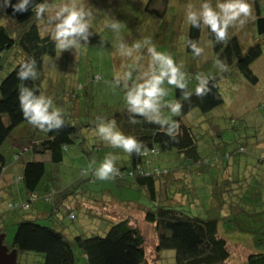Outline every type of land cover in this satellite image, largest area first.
<instances>
[{"label":"rangeland","instance_id":"rangeland-1","mask_svg":"<svg viewBox=\"0 0 264 264\" xmlns=\"http://www.w3.org/2000/svg\"><path fill=\"white\" fill-rule=\"evenodd\" d=\"M57 1L54 6L60 5L61 2H74L86 10L89 8L92 14L89 31L92 35L87 42L81 41V45L76 49L59 51L57 59L47 66L51 80L44 87L43 95L52 99L54 108H59L68 113L75 112L76 116L74 117L80 119L84 126L80 130V139L64 150L62 163L57 166L46 165V173L39 185L38 197L32 203H27L23 185L20 180H17V174H20L22 163L31 158L29 145L33 138H44L45 135L31 125L23 124L16 128L7 139L1 148L7 162V169L0 181V187L4 186L2 189L3 202L0 204V225H4L7 232L5 241L9 244L12 243L16 224L21 219L26 218L38 219L42 225L62 227L65 237L69 240L76 235L87 237L93 232L100 234L109 223L120 218H128L131 224L139 229L143 237L147 263L174 264L171 251H163L157 254L154 226L145 221V212L153 208V204L147 198L145 191L135 187L123 186L117 177L107 181H100L95 177V167L109 153L117 157L116 168L118 170L127 166L128 159L127 153L120 149H112L97 136L96 125L102 120L105 122L114 121L115 117H112L114 111L126 110L123 101L124 89L113 86L114 78L129 70L133 72V78H135L134 76L138 74V71L147 68L146 48L140 51L138 61H135L134 57L131 61L119 62V59L122 58L119 52V44L123 42L127 32L139 25L143 17L150 16L148 20L150 24L164 23L161 29L162 33L158 35V38H154L151 43L156 46L157 51L171 55L178 64L183 65L182 71L188 78V86L195 82V77L198 74L206 77L218 74L219 70L216 67V59L212 53V45L207 39L206 30L200 31L198 45L204 48L200 57H194L185 50V37L189 27L184 19L186 7L188 4H192L198 8L201 0ZM215 2L216 0H212L213 4ZM147 6H149V10L145 11ZM260 10L264 16V2L260 3ZM253 14L252 9V15L242 28L236 26L229 29V35H236L244 47H248L254 42L256 36ZM4 18L2 3L0 6L1 24H3ZM112 20L120 23L119 32H113L106 27V24ZM19 59L20 56L15 55L14 50L4 54L0 62L2 68L0 79L18 63ZM251 69L258 77L256 85H251L238 73H232L230 77H222L218 85L223 97V104L200 117H196L198 116L197 111L192 112V116L190 115L196 120L192 125L199 134L198 144L202 153H214L212 144L217 142L225 143H222L220 149L224 155L226 151L235 148L237 143L245 147L246 157H244L246 159H239L238 161L232 158L229 163L230 167L228 166L225 171H229L228 175L225 173V176L232 180L231 182H235L241 178L237 177V172L241 168L242 171L243 169L245 172L247 171V174H252L251 178L254 179L250 183L251 188L248 187L247 195L249 196L254 193L252 187L262 183V179L259 177L261 176L260 170L257 169V172H252L251 166L254 167L256 156L258 157L262 152L259 149L260 146L257 145L264 143V53L252 64ZM63 81L64 84L66 83L64 88H62ZM73 86L78 93L76 99H72L68 91ZM165 86L169 88L165 100L171 101L174 87ZM162 112L163 115L170 116L167 108L162 109ZM217 131H219V138L215 136ZM211 138L215 139L213 143ZM14 154H17L19 158L16 163L13 161V158L17 159L13 156ZM147 161L149 162V169H154L157 173H163L164 170L168 171L163 173L166 174L167 185L164 186L165 183H162V188L159 187L160 185H156L160 195L163 194L162 199L159 197L160 195L158 196V204L182 209L192 216H199L203 219L224 217L227 208L225 210V208L217 206V202H215L217 197L214 196L213 190L215 189V181L223 178L222 163H213L205 169L185 168L180 165L175 152L151 155ZM13 164H15L13 167H15L16 172L15 169L9 170ZM244 171L239 175H243ZM262 171L264 170L261 169ZM193 176L198 177L193 180ZM261 186L262 190L258 193V197L257 195L254 197L256 203H253L258 208L264 202V181ZM185 187H188L190 191L185 192ZM18 190L20 194L17 193ZM64 190L70 195L66 201L71 209L70 213L66 211L68 208L65 204L57 217L58 219L51 217L41 221L44 215L42 217L34 215L37 211L49 212L51 202L59 197L57 191L63 192ZM213 197L214 199H212ZM212 201L216 204L213 209H211ZM10 202L26 203L28 210L7 212L5 205ZM233 202H235L234 199ZM260 216L251 217L256 224L251 220H244V218L235 220L234 216L230 217L228 222L223 221L226 228L232 227L235 232L232 235L233 239H227L228 248L233 252V259L230 264H241L244 259L243 256L263 249L264 245L256 247L257 241L264 238V234H261L264 231L261 230L260 222L257 220ZM58 221L61 225L58 224ZM245 225L249 226L253 233L254 243L251 238L237 230L243 229ZM75 253L79 258L77 264H86L80 258L77 250ZM16 263L44 264V261L42 256L38 254L27 253L17 256Z\"/></svg>","mask_w":264,"mask_h":264},{"label":"trees","instance_id":"trees-1","mask_svg":"<svg viewBox=\"0 0 264 264\" xmlns=\"http://www.w3.org/2000/svg\"><path fill=\"white\" fill-rule=\"evenodd\" d=\"M248 1L254 11L253 26L256 35L254 42L248 47H244L239 38L232 34L228 36L225 43L215 44L214 38L206 30L207 39L212 45L214 58L216 61H224L228 66V70L219 71L218 74L207 77L210 81V91L203 97L192 95L190 99L185 100L181 91L174 88L171 101L180 102L183 105L181 115L172 117L178 123V132L174 139L165 135L158 125L147 123L143 118H139V123L131 124L129 122L130 114L127 110L114 111V115H112V117H115L114 122L117 130L125 135L134 136L148 149L147 152L141 155L135 153L128 155L127 166L120 169L114 177H117L123 186L135 187L145 191L147 198L153 204V208L145 212V221L154 226L157 254L163 251H171L174 264H230L233 259V252L228 248L227 239H233L232 235L235 232L232 227L226 228L223 223V221L228 222L230 217L234 216L235 220L244 218V220H251L256 224L251 217L261 215L257 220L260 222L261 230L264 231V202L260 208L253 204L256 203L254 197L255 195L258 197L264 181V171L261 172V169L264 170V143L257 145L260 146L259 149L262 152L261 155L256 156L254 167L251 166L253 168L252 172H257V169L260 170L261 176L259 177H261L262 183L252 187L254 193L249 196L247 195L248 187L251 188L250 183L254 179L251 178L252 174H247V171L245 172L243 169L244 174L239 175L243 173L241 168L237 172V177L241 178L235 180V182H231L232 180L225 176V173L228 175L229 171H225L228 166L230 167L229 163L232 158L238 161L239 159H246L245 147L237 143L235 148L226 151L224 155L222 154L223 151H220L224 142H217L212 144V149L215 150H213L214 153H202L198 144L199 134L192 125L196 120L191 117L194 111L198 112L196 117H200L223 104V97L220 94L218 85L222 77H230L232 73H238L251 85H256L258 82V77L253 73L251 66L264 53V16L260 10V3L264 0ZM45 2L49 5V12L44 13L39 18L35 15L34 6H30L27 12H14L11 5L17 3V0H11V4L4 7L5 18L2 21L3 24L0 23V62L4 54L10 50H14V54L19 55L20 59L0 79V181L7 167L1 148L16 128L23 124L29 126L19 108V86L23 83L24 86L34 90L37 95H43L44 87L51 80L47 66L57 59L59 53L55 42L51 38L55 22L49 19L50 15H54L56 0H34V4ZM1 4L2 0H0V6ZM77 6L79 7V5ZM148 7L145 11L149 10ZM87 10L90 11L89 8ZM149 17H143L140 21L141 24L139 23L140 26H135L134 30L127 32L123 42L131 46L136 42H142L145 38L150 39V41L156 37L158 38V35L162 33L161 29L164 23L150 24ZM200 31L190 25L188 27L185 37V50L190 55L193 54L187 48L186 41L192 39L198 43ZM142 50L143 48L138 51L134 50L131 57L122 56L119 62L131 61L134 57L135 61H138ZM31 61L35 62L38 78L24 82L19 81L17 78L19 66L22 63ZM143 70L146 69L143 68ZM1 72L2 68L0 66V74ZM196 84L197 81L195 80L191 86H188L187 90H193ZM64 87H66V83L64 84L63 81L62 88ZM68 91L72 99L78 97L77 89L74 86L69 88ZM62 114L65 121L64 127L49 133L43 132L44 138H33L29 145L31 159L22 163L20 176L17 177V180H20L23 185L27 203L33 202L34 195L38 197V189L45 176L46 165H60L63 161L64 150L80 139V130L84 123L74 117L76 116L75 112L62 111ZM215 136L219 138V131L215 132ZM214 140V138H211L212 143ZM166 152H175L181 163L180 165L185 168L205 169L213 163H222L223 178L215 181V189L213 190L214 196L217 197L215 199L217 206L225 208V210L227 208L224 217L203 219L199 216H192L182 209L158 204L157 198L160 193L156 185H160V188L163 187L161 186L162 183H165L164 186L167 185L165 181L167 177L163 173L168 171L164 170L163 173H157L154 169H149L147 160L151 155ZM13 156L18 157L17 154ZM193 177L194 180L198 176ZM252 183L254 184V182ZM2 189L3 187H0V204L3 202ZM186 191H190V189L185 187ZM58 193L59 197L51 202L50 211L46 213L47 215L44 218H41V221L51 217L58 219V215L70 198L69 192H65V190ZM159 197L162 199L163 194ZM233 199L235 202H233ZM215 202L212 201L211 209L216 207ZM13 203L16 202L5 205V211H15L9 208V205ZM66 211L70 213L71 209L68 208ZM58 224L61 225L60 221H58ZM245 224L247 223L245 222ZM244 227L237 230L251 238L254 243L255 237L252 236L253 233L250 231L249 226L245 225ZM4 235L5 228L2 226V228L0 227V236H3L2 244L9 251L16 250L17 256L27 253L38 254L42 256L44 264H77L79 258L75 250L78 251L80 258L86 264H148L143 237L139 229L131 224L128 218H120L109 223L100 234L93 232L87 237L76 235L71 240L65 237L62 227L42 225L38 219L29 218L21 219L16 224L12 243H7L4 240ZM259 245H264V238L257 241L256 247ZM263 249L243 256L244 259L241 264H264Z\"/></svg>","mask_w":264,"mask_h":264},{"label":"clouds","instance_id":"clouds-1","mask_svg":"<svg viewBox=\"0 0 264 264\" xmlns=\"http://www.w3.org/2000/svg\"><path fill=\"white\" fill-rule=\"evenodd\" d=\"M3 6L11 4V0H2ZM14 12H27L30 6H34L37 18L49 12L48 3L34 4V0H17L11 5ZM32 8V7H31ZM252 15V7L248 0H201L199 7L188 4L185 11V22L194 29L207 30L214 38L215 44H223L227 41L229 29L232 27H243ZM91 11L78 7L74 2L62 3L55 8L54 15L49 19L54 21L51 38L59 51L76 49L81 41L87 42L92 33L90 29ZM106 27L113 32H119L120 23L112 20ZM194 57H200L204 48L192 39L186 41ZM146 48L148 64L146 70L138 71L133 78L131 70L114 78L113 86L124 89L123 101L127 112L130 114L129 122L137 124L139 118L147 123L158 125L169 138H175L178 132V123L171 119L172 116H180L183 105L176 101H166L169 88L173 86L179 89L183 98L188 100L192 95L203 97L210 91L209 79L198 74L195 77L197 84L191 91L188 89V78L182 71V64H178L174 58L164 52L157 51L150 39L145 38L142 42H136L131 46L121 42L119 52L122 56L131 57L134 50ZM216 67L219 71L228 70L224 61L217 60ZM17 78L24 82L36 80L38 73L35 62H25L19 66ZM131 81V83H129ZM19 108L24 120L42 132L49 133L64 127L65 121L61 109L53 107V101L44 95H37L34 90L21 83L18 95ZM167 108L170 116L163 115L162 109ZM97 136L112 149H120L128 155L135 153L141 155L147 152V146L138 141L137 138L125 135L117 130L114 121H101L96 125ZM117 157L111 153L103 158V161L95 167V177L100 181L114 178L119 171L116 168Z\"/></svg>","mask_w":264,"mask_h":264},{"label":"water","instance_id":"water-1","mask_svg":"<svg viewBox=\"0 0 264 264\" xmlns=\"http://www.w3.org/2000/svg\"><path fill=\"white\" fill-rule=\"evenodd\" d=\"M3 236H0V264H16L17 252L16 250H8L2 244Z\"/></svg>","mask_w":264,"mask_h":264},{"label":"crops","instance_id":"crops-1","mask_svg":"<svg viewBox=\"0 0 264 264\" xmlns=\"http://www.w3.org/2000/svg\"><path fill=\"white\" fill-rule=\"evenodd\" d=\"M18 157H17V159H15V158H13V161H15V163L16 162H18ZM31 159V158H30ZM15 164H13L12 166H10L9 167V170L10 169H12V170H14L15 169V167H13ZM21 168V167H20ZM7 169V168H6ZM6 169H5V171H6ZM15 172H16V169H15ZM17 176L19 177L20 176V174H17ZM3 188H4V186H3ZM57 192H59V191H57ZM17 193L18 194H20L19 193V190L17 191ZM26 196V195H25ZM26 198V197H25ZM66 207L67 208H69V206H68V204L66 203ZM50 211V210H49ZM45 213H48V211H46V212H44V211H37L36 213H34V215L35 216H41L42 217V215H44V216H46L47 214H45ZM44 216L42 217V218H44ZM1 224V223H0ZM0 227L2 228V225H0ZM3 227H4V225H3ZM5 237H4V240H6V237H7V232L5 231V235H4Z\"/></svg>","mask_w":264,"mask_h":264},{"label":"built area","instance_id":"built-area-1","mask_svg":"<svg viewBox=\"0 0 264 264\" xmlns=\"http://www.w3.org/2000/svg\"><path fill=\"white\" fill-rule=\"evenodd\" d=\"M165 173V172H164ZM36 199V196H33L32 201H34ZM9 208L11 210H21V211H26L28 209V204H18V203H13L11 205H9ZM72 217V216H71Z\"/></svg>","mask_w":264,"mask_h":264}]
</instances>
